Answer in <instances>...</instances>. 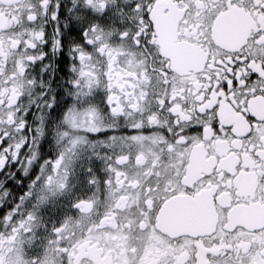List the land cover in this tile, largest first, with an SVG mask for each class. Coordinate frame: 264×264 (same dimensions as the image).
I'll return each instance as SVG.
<instances>
[{
    "label": "snow or ice",
    "instance_id": "obj_1",
    "mask_svg": "<svg viewBox=\"0 0 264 264\" xmlns=\"http://www.w3.org/2000/svg\"><path fill=\"white\" fill-rule=\"evenodd\" d=\"M0 264H264V0H0Z\"/></svg>",
    "mask_w": 264,
    "mask_h": 264
}]
</instances>
